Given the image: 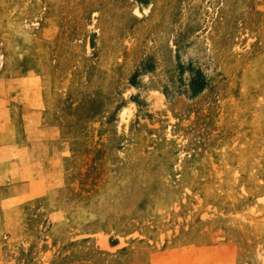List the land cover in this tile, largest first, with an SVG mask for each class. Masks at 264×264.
Listing matches in <instances>:
<instances>
[{
	"label": "rangeland",
	"instance_id": "obj_1",
	"mask_svg": "<svg viewBox=\"0 0 264 264\" xmlns=\"http://www.w3.org/2000/svg\"><path fill=\"white\" fill-rule=\"evenodd\" d=\"M0 98V264L264 263V0H0Z\"/></svg>",
	"mask_w": 264,
	"mask_h": 264
},
{
	"label": "bare ground",
	"instance_id": "obj_2",
	"mask_svg": "<svg viewBox=\"0 0 264 264\" xmlns=\"http://www.w3.org/2000/svg\"><path fill=\"white\" fill-rule=\"evenodd\" d=\"M147 10V6H145V5H143L142 3H137V5L135 6V11L137 12V13H139V14H141V13H143V12H145ZM16 49H17V47H16ZM22 50V49H21ZM10 51V50H9ZM13 57V56H12ZM11 58V57H10ZM18 60V59H17ZM5 61V60H4ZM11 61V60H10ZM9 61V62H10ZM20 61V60H19ZM13 63V62H12ZM18 63V62H17ZM14 64V63H13ZM10 65V64H9ZM12 65V64H11ZM19 67V66H18ZM17 67V68H18ZM21 67V66H20ZM19 70V69H18ZM13 71V70H12ZM15 71V70H14ZM7 74V73H6ZM11 74V73H10ZM12 77V76H11ZM15 77V76H14ZM5 78V77H4ZM7 78V77H6ZM19 78V77H18ZM22 79H23V77H21ZM14 79V78H13ZM12 79V80H13ZM16 79V78H15ZM20 79V78H19ZM18 80V79H17ZM17 80H15V81H17ZM20 81H22V80H20ZM14 82V81H13ZM23 85V84H22ZM4 86V85H3ZM21 86V85H20ZM13 88V87H12ZM21 89H23V88H21ZM25 94V93H24ZM18 95V94H17ZM12 96V95H11ZM29 96V95H28ZM6 97V96H5ZM31 97H32V95H31ZM14 98V97H13ZM1 99V98H0ZM12 99V98H11ZM17 100V99H16ZM9 101V100H8ZM1 102V101H0ZM14 102V101H13ZM16 102H18V101H16ZM8 103V102H7ZM23 103V102H22ZM4 104V103H3ZM18 104V103H17ZM7 105V104H6ZM1 106V105H0ZM7 107V106H6ZM4 109V108H3ZM8 110V109H7ZM2 113V112H1ZM8 113V112H7ZM6 113V114H7ZM5 114V113H4ZM128 114V109L127 108H123L122 110H121V112H120V118L121 119H124L125 117H126V115ZM8 115V114H7ZM2 119H3V117H2ZM2 121V120H1ZM1 123H3V122H1ZM6 123V122H5ZM7 125V124H6ZM2 126V125H1ZM5 126V125H4ZM4 126H3V128H4ZM2 128V127H1ZM8 133V132H7ZM2 139V138H1ZM8 144V143H7ZM2 146V145H1ZM5 147V146H4ZM9 147V146H8ZM16 147V146H15ZM19 147V146H18ZM17 147V148H18ZM6 148V147H5ZM21 148L19 147V150H20ZM18 150V149H17ZM0 151H1V149H0ZM6 151H8V150H6ZM15 151V150H14ZM21 151V150H20ZM18 152V151H17ZM16 151H15V153H17ZM22 152H23V150L20 152L21 153V157L20 158H22ZM9 153H11V151L9 152ZM12 154H13V151H12ZM12 156V155H11ZM17 156H19V155H17ZM20 158H18V159H20ZM1 159V158H0ZM178 163V162H177ZM29 164V163H28ZM12 166V165H11ZM15 167V166H14ZM9 168V167H8ZM10 170V169H9ZM3 171V170H2ZM13 172H14V170H13ZM8 173V172H7ZM4 174V173H3ZM6 174V173H5ZM8 175L10 176V174L8 173ZM0 177H1V175H0ZM5 177V176H4ZM2 180V179H1ZM3 181V180H2ZM8 183V182H7ZM2 184H6V183H2ZM212 194V193H211ZM214 196V198L215 197H217V196H215V194L213 195ZM259 197V196H258ZM261 199H263L262 197H261ZM264 264V263H263Z\"/></svg>",
	"mask_w": 264,
	"mask_h": 264
}]
</instances>
